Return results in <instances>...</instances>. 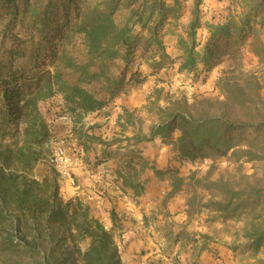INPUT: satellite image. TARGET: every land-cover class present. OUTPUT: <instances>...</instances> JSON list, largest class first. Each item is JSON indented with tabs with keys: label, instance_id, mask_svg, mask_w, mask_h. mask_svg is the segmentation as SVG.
<instances>
[{
	"label": "trees",
	"instance_id": "trees-1",
	"mask_svg": "<svg viewBox=\"0 0 264 264\" xmlns=\"http://www.w3.org/2000/svg\"><path fill=\"white\" fill-rule=\"evenodd\" d=\"M201 3L194 0L192 19L178 39L180 72L209 65L221 44L231 46L227 51L238 53L252 20L259 16L264 21V0H241L238 16L203 25ZM178 5L179 0H0V137L23 135L24 144L19 148L23 166L32 158L34 146L44 147L49 136L39 103L61 94L74 116L108 107L126 90L134 51L153 45L164 49L156 30L164 20L177 17ZM202 27L208 36L204 47L198 49V30ZM142 32L149 36L143 37ZM250 46L264 62V42L258 38ZM217 88L219 98L154 104L150 112L154 110L156 118L146 130L143 120L125 109L132 135L102 141L105 156L122 157L116 174L124 189L135 196L143 195L155 177L165 185L164 199L184 194L186 220L179 224V230L174 222L167 221L168 211L161 214L168 241L173 246L182 243L184 248L191 245L194 251L184 264H199L197 256L213 241L209 233L189 229L202 214L207 216L206 223H242L234 235L243 241L232 249L240 247L253 255L264 252V85L255 73L232 69L220 77ZM155 139L170 146L173 159L180 163L204 159L215 163L231 158L234 165L217 178L212 175L213 167L207 173L182 176L178 168L161 169L143 155L142 144ZM1 158L2 165H12L10 156ZM244 163L253 164L252 174L244 172ZM4 179L6 174L0 166V189ZM52 186V194L35 208L41 215L32 218L66 231L82 264H121L112 231L91 216L87 207L83 209L80 198L63 204L56 181ZM1 194L0 200L5 202ZM22 194L21 207L26 206L27 191ZM111 219L114 228L124 227L115 211ZM84 240L90 243L83 251L78 244Z\"/></svg>",
	"mask_w": 264,
	"mask_h": 264
},
{
	"label": "rangeland",
	"instance_id": "rangeland-1",
	"mask_svg": "<svg viewBox=\"0 0 264 264\" xmlns=\"http://www.w3.org/2000/svg\"><path fill=\"white\" fill-rule=\"evenodd\" d=\"M193 2L194 0H179L177 17L166 19L157 27V36L163 45V50L157 45H153L137 48L134 51L127 74L126 90L110 102L107 107L110 110L106 112L110 118H107L104 123L101 122L103 130H107L104 134L108 135L109 133L106 136V141L125 138L128 133L132 134L131 125H126L125 109L140 117L144 122L142 127L146 130L156 118L154 110L150 112L154 104L165 106L171 100L187 99L189 102H193L201 97L219 98L217 82L228 70L235 69L255 73L264 85V62L258 60L250 46L258 38L264 42V21H261L259 16L252 20V28L240 45L241 49L238 53L234 52L233 54L227 51L231 46L226 48L223 46L224 44H221L209 65L200 64L193 72L179 71L181 52L177 46L178 39L185 33L192 19ZM240 11L241 0H202L199 15L203 25L206 22L217 24L226 22L233 15L238 16ZM143 35L145 38L149 36L148 33ZM207 36L208 32L205 27L198 30V49L204 47ZM232 45L239 46V44ZM163 53L167 56L163 57ZM234 55L236 56L235 60L233 59ZM155 62H160V64L155 66ZM117 98H122V100L117 101ZM51 101L53 103L50 106L51 111L49 107L45 109L41 107L39 110L46 124L49 120L59 117L65 108L70 111L61 94L52 97ZM126 101L131 104L129 108H125L127 107L124 105ZM108 114L105 115L108 116ZM72 116L75 118L74 115ZM97 118L94 119L98 123ZM94 119H88L84 128H80L83 134H80V131L75 133L73 130L66 133V126L73 125L75 119L73 123L57 121L54 126V132L58 136L65 137L72 134L73 139L75 138L77 141V150L72 154L78 158L79 165L73 170V179L68 180L59 178L49 165V150L45 145L42 148L34 146L30 151L32 158L29 162L26 161V165L23 166L20 162L21 153L19 152V148L24 144L23 135L20 134L16 138L8 136L6 139L0 137V166L3 167L6 174V179L1 186L4 188L11 186L8 191L3 190L4 188L0 189L3 193L1 195L6 198L5 202L0 200V264H82L77 248L66 231L57 226L55 228L45 226L42 221L43 224H40L41 222L32 218L33 215L36 217L41 215L38 211L35 212V208L42 199H46L52 194V185L55 181L58 185V197L63 201V204L72 198H80L83 202V209L87 207L91 216L98 218L107 230L112 231L118 245L121 264H184L190 254H194V251H191V245L186 248L182 246V243L173 246L166 238L167 225L161 222V214L168 211L170 216L167 221L174 222L176 230H179V224L185 222L184 194H177L169 200L164 199L163 197L167 193L165 185L155 177L147 185V193L133 200L135 208L133 204H127L128 200L123 202V200L115 199L114 201L108 197L107 191L104 192V188L101 187L102 174L109 173L115 182L119 181L116 169L122 157L120 154L108 157L112 160L110 172L106 169H102L103 172H100L99 168L95 170L96 167L106 162L99 161L102 149V146H99L101 141L94 143L98 136H94L90 131V127L96 124ZM99 135L102 137V134ZM117 146H114L113 149H116ZM25 152L30 153L26 149ZM143 153L150 161H156L157 166L161 169L168 166L178 168L182 176H188L192 172L207 173L213 167L212 175L217 178L227 170H231L234 165L231 158L221 159L215 163L210 159L200 160L196 163H180L173 159L174 154L170 146L164 145L160 139L150 142L149 149H144ZM7 156L12 159L11 166L2 165L1 157ZM243 165L244 172L248 174L254 172L253 164L244 163ZM54 172L56 179H54ZM11 174L15 178L10 179L9 175ZM34 181H38V184ZM70 185L80 186V194L68 199L66 188H70ZM22 191H27V194L25 197L26 206L22 205L21 207L19 197L24 196ZM111 191L114 192L113 189ZM122 191L125 196H129L127 191ZM129 191L131 192V190ZM101 192L106 195H102ZM132 205L134 213L131 210L128 213L127 209ZM112 211H115L121 219V223L124 225L122 229L113 227ZM136 215L139 216V220ZM206 218V214H202L189 224L191 231L201 230L213 237L209 247L197 256L196 260L199 264H258L260 260H264V252L253 255L252 252L245 251L240 247L232 249L233 246H237L243 241L242 238H237L234 235L242 223H206L204 222ZM89 243V240H84L78 244V247L84 251Z\"/></svg>",
	"mask_w": 264,
	"mask_h": 264
},
{
	"label": "crops",
	"instance_id": "crops-1",
	"mask_svg": "<svg viewBox=\"0 0 264 264\" xmlns=\"http://www.w3.org/2000/svg\"><path fill=\"white\" fill-rule=\"evenodd\" d=\"M58 98H61V97L58 96ZM119 99L120 98H117L116 100L118 101ZM121 100H122V98L120 99V101ZM51 104H53L52 101H51V99H48V100H46L44 102H40L39 103V110H40L41 107L43 109H45L46 107L47 108L49 107V110L51 111V109H52L50 107ZM124 105L127 106L125 108H129V106L131 104L126 101V103H124ZM107 110H110V108H107L106 107V108L102 109L99 112H93V113H90V114H87V115H78V116L75 115V120H74L73 125L66 126V133L69 132V131H71V130H73V131H75V133H79V131H80V134H83V132L80 130V128H84V126L86 125L87 121H89L88 119H90V118H93L94 119V118L98 117L97 118L99 120L98 123H97L96 119H94L95 120L94 123L96 122V124L94 126H91L90 127V131H92V134L94 136H98V138L94 141V143L96 141H98V142L101 141L100 144H99V146H102V149H101V152H100V155L101 156L99 158V161L104 160V162H106V163H102L99 167H96L95 170H97V168H99V171L100 172L102 171V169H106L107 171L110 172V170H111L110 167H112V164H111L112 160L109 159L108 157H105V146L102 144V140L103 141H106V136L109 135V133H108V135L107 134L106 135L104 134L105 131H107V130H103V128H102L103 126H102V123H101V122H103V123L106 122L105 120L107 118H110L109 114L106 113V112H108ZM105 114H108V116H106ZM103 117H105V119H103ZM99 134H102V137H99V136H101ZM131 135L129 133L127 134V136H131ZM91 139L93 140V138H91ZM155 141H157V139H155ZM149 143L150 142L142 144V147H144L145 149H149ZM101 177H102L101 187L104 188V192L107 191V193L106 192L105 193L108 194V197H110L114 201H115V199L123 200V202H125V200H128L127 201L128 202L127 204H133L134 205V208L136 207L135 202L133 200H135L136 198H138V196H135L132 191L130 192L129 190L124 189L121 186V181L120 180L119 181L116 180V182H115V180H113V178L111 177V175L109 173L108 174L107 173H104V174H102ZM109 178H111V180H109ZM109 186H112V187L110 188ZM110 189L111 190L113 189L114 192H112ZM66 190L68 191L67 192L68 199H70L71 197L75 196L76 194H78V195L80 194V186H78V185H76V186H71L70 185V188H66ZM122 190H125V192L127 191L128 194H129V196L128 197L125 196L124 195V191H122ZM82 191H84V190H82ZM104 192H101L102 195H106ZM146 193H147V191H146ZM133 205L127 209L128 213L131 212V211L133 212ZM183 213H184V209H183ZM137 217H138V219L136 217H135V219L139 220L140 219L139 216H137ZM184 220H186L185 213H184ZM110 226H111V224H110ZM127 250H129V249H127Z\"/></svg>",
	"mask_w": 264,
	"mask_h": 264
},
{
	"label": "built area",
	"instance_id": "built-area-1",
	"mask_svg": "<svg viewBox=\"0 0 264 264\" xmlns=\"http://www.w3.org/2000/svg\"><path fill=\"white\" fill-rule=\"evenodd\" d=\"M74 117L72 113L65 110L54 120L47 123L49 136L45 142L46 148L49 150V165L57 173L58 177L63 180L73 179L72 173L74 168L79 165V160L72 153L76 151V139L69 134L60 137L54 132V126L57 121L65 123H73Z\"/></svg>",
	"mask_w": 264,
	"mask_h": 264
}]
</instances>
